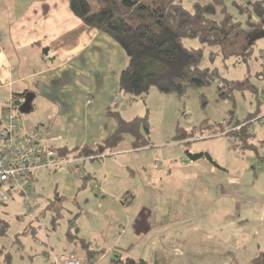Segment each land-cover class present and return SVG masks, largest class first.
Returning <instances> with one entry per match:
<instances>
[{
    "label": "rangeland",
    "instance_id": "obj_1",
    "mask_svg": "<svg viewBox=\"0 0 264 264\" xmlns=\"http://www.w3.org/2000/svg\"><path fill=\"white\" fill-rule=\"evenodd\" d=\"M195 1L183 0V5L190 9ZM225 4L234 22L240 21L245 24L246 14H240L230 0H227ZM222 18V12L218 9L216 19L222 20ZM243 28L244 32H239L237 36L225 41L224 44L204 48L202 68L217 69L219 73L212 85L189 89L184 97L176 94H161L153 88L146 100L136 99L133 103L118 94L120 100L123 99L120 110L123 111L124 119L132 121L138 117L148 116L149 133L145 131L143 133L144 138L149 139V145L134 150L133 137L126 134L117 150L109 152L111 156L107 153L102 154L103 157L109 156L108 158L97 155L95 159L88 158L92 161L87 160L83 163L79 161L78 165L81 168L83 165L79 175L71 172L68 164L35 171L33 177L27 178L23 185L29 191L27 201L24 200L22 192L16 189L10 196L11 200L0 206V223L8 224L5 233L1 232L0 227V247L11 251L14 261L18 263L20 254L40 256L44 243H47L45 242L47 233L53 229L65 236L64 233L71 227L73 230L78 229L79 237H83V232L90 233L91 228L93 230L97 228L95 222L105 230L113 217L114 222L110 223L109 228L119 229L118 224L124 221L121 203L118 205L112 199L101 203L102 197L99 194L101 190L96 188L93 194L88 195L89 198L94 197L89 204L83 197L84 188H80L79 185L82 184L83 178L90 174L94 178L90 182L95 184L96 181L102 187L108 188V191L116 193L115 195L120 197L118 202H121L126 191L132 190L133 196L138 197L133 207L138 206L139 202V206H145L153 214L155 221L153 224L157 231L140 245L137 238L132 234L129 235V241L127 243L123 241L122 252H120L124 259H143L150 264H211L213 260L222 258L220 254L226 255L225 251H218L212 247L210 252L202 251L198 259L196 258L198 253L195 251L192 254H186L183 237L180 243H173L167 235L164 236L171 231L169 229L183 233L188 224H203L205 227H210L207 224H216L219 219H222V214L228 211L224 206L226 203L218 202L210 205L207 200L211 195L210 192H213L212 182L216 175H211L205 168L200 171L199 160L197 170L193 169L189 174L185 171H172V176H166L169 170L175 167L174 165L185 164L186 151L192 154L201 152L210 154L214 163L204 157L201 164L211 167L217 160L231 169V174L235 176L238 175L234 173L235 171L249 173L254 166L257 172L264 169V34L261 33L262 35L258 36L252 32L250 35L245 25ZM184 45L187 48L202 47L196 39H188ZM117 64V68L122 66L125 69L129 59L125 55L124 59H120ZM219 87L224 92H230L227 100L219 98ZM232 112H234V122L252 119L248 122L250 131L253 133L249 142L256 147L254 150H241L240 147H234L235 139L220 132L218 125L223 124L226 127L229 122L226 120H229ZM22 115L29 129H38L42 133L43 127L48 126V113L41 99L35 101L33 112ZM256 115L258 116L255 117ZM51 128L56 131L55 125ZM179 132L185 135L183 142L176 140ZM42 135L47 137L46 133ZM186 142L188 144H185ZM229 148L234 150L232 149L229 153ZM163 169L162 179L157 181L156 175ZM246 177L248 178V175L243 174L242 179ZM58 193L61 194L62 201L55 200V197L59 196ZM95 196L99 197L98 201L95 200ZM51 202L56 203L55 207L53 210H47V205ZM241 208L245 206L242 205ZM39 215H41L40 218H38ZM54 216H59L56 227L52 222ZM76 218L78 221L75 220ZM235 221L232 225L221 224L222 236L214 237V239L225 243L227 238H231L232 242L243 247L236 252L239 260L247 262L252 255L264 250V229L262 235L252 241L258 226H261L260 220H250L248 225H240L237 219ZM31 222H34L36 232L23 235L29 230ZM211 229L216 228L211 227ZM91 237H93L91 241L96 239V235ZM55 240L59 238L55 237ZM188 241L191 246H200V236L193 235ZM204 242L207 243L206 240ZM208 243L213 244L214 241L208 240ZM21 244L26 253L23 252ZM95 244L100 246L98 242ZM115 246L120 247L121 243L118 241ZM258 246L259 249H256ZM18 248L21 249L18 250ZM120 253L112 254L111 260ZM79 256L82 260L81 264H85L86 257Z\"/></svg>",
    "mask_w": 264,
    "mask_h": 264
},
{
    "label": "crops",
    "instance_id": "obj_2",
    "mask_svg": "<svg viewBox=\"0 0 264 264\" xmlns=\"http://www.w3.org/2000/svg\"><path fill=\"white\" fill-rule=\"evenodd\" d=\"M240 1L245 3L246 0ZM124 56L123 49L111 37L89 28L72 13L70 0H0V115L16 95H24V98H19L23 104L27 94H34L31 112L35 109V101L41 99L48 113V126L43 127L42 133L38 130L47 143L57 149L72 150L86 147L95 150L118 128L115 118L108 115V109L119 103L115 108L123 118V111L120 110L123 99L119 98L116 101L115 98L119 97V75L124 70L122 66L117 68V62L124 59ZM54 125L56 131L51 128ZM45 133L47 137H43L42 134ZM232 149L228 152L230 153ZM73 156L78 158L76 154ZM257 156L259 157L258 154ZM103 158H108V156ZM78 159H83L80 161L82 163L87 160L92 161L84 157ZM202 160H200V171L205 168L210 171L211 175H216L212 182L213 192H210L211 195L207 199L208 204L225 202L224 206L228 211L222 214V219H219L216 224H207L210 227H205L203 224H188L183 233L169 229L171 231L164 236L167 235L173 243H180L183 237L186 254H192L195 251L198 253L196 257L198 259L202 251L210 252L212 247L226 252L224 256L220 252L222 258L213 260L211 264H251L252 259L264 250L252 255L247 262H241L236 252L238 249L242 250L243 247L232 242L231 238L221 243L214 237L222 236L221 224L230 223L232 225L236 219L240 225H248L250 220H260L261 226H258L252 241L262 235L264 229V169L257 172L254 166L249 173L235 171L234 173L238 174L235 176L231 174V169L217 160L216 165H211V167L201 164ZM197 165L199 161L191 162L186 155L185 164L174 165L175 167L169 170L166 177L172 176V171H185L189 174L193 169L197 170ZM163 171L164 169L157 173V181H161ZM243 174L248 175V178L243 180ZM93 179L89 174L87 179H83L82 184L79 185L80 188H84L83 197L87 200V204L94 198L92 195H90L92 198H89L88 195L93 194L95 188L99 189L101 190L99 193L102 197L101 203L112 199L114 203L122 204L124 221L118 224L120 226L117 230L109 228L110 223L114 222V217L105 230L101 229L97 222L94 223L97 228L93 230L92 222L90 223L91 232H83L82 235L89 240L93 238L92 235H96V239L92 241L94 249L101 252L92 259H86L85 264H102L103 262L113 264L111 255L122 252L123 241L127 243L129 235L132 234L140 245L157 231L153 224L155 221L151 211L145 206H139V202L138 206L133 207L138 197L133 196L132 190L126 191L121 202H118L120 197L115 195L116 193L108 191V188L102 187L96 181L95 184L90 182ZM58 194L60 199L61 194ZM95 200L98 201L99 197L95 196ZM256 203L259 204L256 206ZM242 205L245 208H241ZM87 219L90 222V218ZM87 219H85L86 223H88ZM54 226L56 227V224ZM211 227L216 229H211ZM47 234L45 239L47 243H44L40 256L38 254H35L37 257L28 255L21 244L26 254L18 255V263L14 261L13 255L12 264H52L51 253L61 254L73 251L85 257L81 250L69 245L65 236L60 235L56 229ZM193 235L200 236V246H191L188 243V239ZM55 237L59 240L56 241ZM208 240L214 243L209 244ZM118 241L121 243L120 247L115 246ZM97 242L100 246L95 244ZM256 249H259V246ZM45 254L48 256L44 257ZM118 256L123 257L121 253Z\"/></svg>",
    "mask_w": 264,
    "mask_h": 264
},
{
    "label": "trees",
    "instance_id": "obj_3",
    "mask_svg": "<svg viewBox=\"0 0 264 264\" xmlns=\"http://www.w3.org/2000/svg\"><path fill=\"white\" fill-rule=\"evenodd\" d=\"M226 1L196 0L192 8L187 9L183 5V0L167 2L163 0H70V9L86 26L108 35L125 52L129 64L119 75V94L122 98L125 97L132 102L136 99L146 100L153 88L161 94H176L184 97L189 89L212 85L219 73L217 69L202 68L206 46L215 47L224 44L225 41L237 36L239 32H244L243 25L248 28L247 33L255 32L258 36L264 34V0H246L245 3L233 0L231 2L240 14H246L245 24L240 21L234 22L233 16L228 12ZM218 9L222 12V20L216 19ZM188 39L198 40L202 47H185L184 42ZM218 92H220L221 100H227L230 97V92H224L220 87ZM20 97L24 98V95H16L13 98L17 111L22 105ZM117 105L119 103H116L115 107ZM115 107L108 109V115L115 118L118 128L108 140L97 146L95 150L86 147L72 150L60 148L58 149V160H65L75 154L78 158L84 157L85 159H95L97 155L103 157L102 154L117 150L126 134L133 137L134 149L148 146L149 139H145L143 133V131L149 133L148 116L126 121ZM250 120L252 119L234 122V112H232L229 115L227 126L223 124L218 126L221 133L235 139L234 147H240L241 150H254L256 147L249 142V138L253 136L248 123ZM184 136L179 132L176 140L183 142ZM188 136L192 135L188 134ZM186 155L193 162L207 157L214 163L208 153L192 154L186 151ZM34 172L22 180V185L27 178L33 177ZM83 179H87V176ZM16 189L22 192L24 200L27 201L28 189L24 186H15L6 190L9 195L8 200L0 201V206L11 200L10 196ZM60 199L57 196L55 200L62 201ZM55 204L51 202L47 205V210H53ZM40 217L41 215L38 216ZM58 218L59 216L53 217V225L57 223ZM33 223L31 222L29 230L23 235L36 232ZM0 227L1 232L5 233L8 224L1 222ZM78 232V229L73 230L71 227L65 232V240L69 245L81 250L86 259H92L101 252L94 249L91 240L79 237ZM50 255L52 264H55V257L62 255L82 261L79 254L73 251ZM47 256L48 254L44 255V257ZM112 262L113 264H150L143 259H124L122 256L115 257ZM12 263V252L5 247H0V264ZM251 264H264V252L254 257Z\"/></svg>",
    "mask_w": 264,
    "mask_h": 264
},
{
    "label": "built area",
    "instance_id": "obj_4",
    "mask_svg": "<svg viewBox=\"0 0 264 264\" xmlns=\"http://www.w3.org/2000/svg\"><path fill=\"white\" fill-rule=\"evenodd\" d=\"M82 160L76 157L58 160V149L47 143L38 129L27 128L13 98L4 108L0 116V201H7L6 190L23 186L22 180L35 170L68 164L77 175L81 171L78 162ZM55 264H81V261L62 255L55 257Z\"/></svg>",
    "mask_w": 264,
    "mask_h": 264
},
{
    "label": "water",
    "instance_id": "obj_5",
    "mask_svg": "<svg viewBox=\"0 0 264 264\" xmlns=\"http://www.w3.org/2000/svg\"><path fill=\"white\" fill-rule=\"evenodd\" d=\"M34 97L35 95L31 93L26 95L23 104L19 108L21 114H29L32 111Z\"/></svg>",
    "mask_w": 264,
    "mask_h": 264
}]
</instances>
